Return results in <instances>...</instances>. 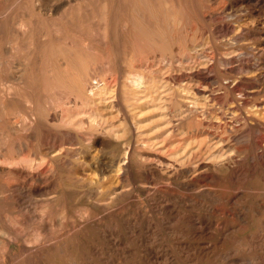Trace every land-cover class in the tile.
Here are the masks:
<instances>
[{
  "label": "bare ground",
  "instance_id": "obj_1",
  "mask_svg": "<svg viewBox=\"0 0 264 264\" xmlns=\"http://www.w3.org/2000/svg\"><path fill=\"white\" fill-rule=\"evenodd\" d=\"M15 4L30 11L0 20V264H264V0ZM217 16L231 35L207 53ZM20 159L38 220L28 195L27 212L6 203L27 194Z\"/></svg>",
  "mask_w": 264,
  "mask_h": 264
},
{
  "label": "rangeland",
  "instance_id": "obj_2",
  "mask_svg": "<svg viewBox=\"0 0 264 264\" xmlns=\"http://www.w3.org/2000/svg\"><path fill=\"white\" fill-rule=\"evenodd\" d=\"M1 1H2V3H1ZM4 1L6 2V0H0V3H1V5L3 4L4 6L6 5L7 7L5 6L6 10H5V8L3 7V5H2V7H0V13H1V14H0V15H1V16H0V20H1V19L3 20L5 17L7 18V23H8V25H9V26H7V32H9V31L11 32L12 29H11V26H10V23H9V22H11V19L13 18V16H16L17 14H20L19 11H20V12H24L25 14H27L26 12L29 13L30 9H29V8H26V9L23 8V9H24V10H23L22 8H21V9L18 8V7H17V4H15V3H16V0H14V2H13V0H7L6 3H5ZM211 1H214V0H211ZM11 2H12L13 5L11 4ZM9 3H10V4H9ZM1 5H0V6H1ZM9 5H10V6H9ZM14 5H15V6H14ZM13 6H14V7H13ZM2 8H3V9H2ZM7 8H8V10H9V8H10L9 12H7V11H8ZM1 10H3V11H1ZM17 10H18V11H17ZM15 12H16V13H15ZM10 14H11V15H10ZM14 14H16V15H14ZM261 14H264V11H262ZM4 15H5V16H4ZM2 16H3V17H2ZM1 17H2V18H1ZM213 18H215V19H212V20L215 22V21H217L220 17L217 16V17H213ZM222 18H223V17H222ZM220 19H221V18H220ZM8 20H9V21H8ZM217 22H218V21H217ZM221 22H222V23L224 22V23L222 24ZM7 23H6V24H7ZM231 23H232V22H231ZM231 23H230V21H228V20H227V21H226V20H222V21L218 22V26H219L222 30H221L220 28H217L216 32L214 31V32H211V33H210V31H208L207 28H206L205 30H203V31H205V34H203V33H204L203 31L200 32V34L202 33L203 35H205V36H203L204 39L202 40V42H201V41H200L201 43L199 42L200 45H201V48L203 47L202 49H204V50L207 49V50H206L207 53H212L211 50H214L215 47L219 48L220 50H223V48H224L223 45H225V43H226V42H225V39H227V38L230 37V35H231V34H230V33H231V32H230V30H231V29H230V26H231L234 22H233L232 24H231ZM221 25H222V26H221ZM223 25H225V26H223ZM222 27H223L224 29H223ZM227 28H228V29H227ZM77 29H78V30H82V29L80 28V26L77 27ZM192 29H193V28H192ZM191 31H192V30H191ZM191 31H190V32H191ZM223 31H224L225 34L223 33ZM208 33L211 34V35H209ZM215 33H216L217 35H216ZM219 33H220V34H219ZM198 34H199V33H198ZM223 34H224V35H223ZM208 35H209L210 37H209ZM200 36H201V35H199V37H198L197 39L201 38ZM215 36L218 37V38H216ZM226 36H227V38H224V37H226ZM221 37H222V39H224V40L220 39ZM187 38H188V40H187ZM189 38H190V36H189V37H186V38H185V37H182L181 41H182V42H190L189 40H191V38H190V39H189ZM206 38H207V39H206ZM210 38H211V39H210ZM215 38H216V39H219V40H217V42H216V39H215ZM209 40H210V41H209ZM213 40H214V41H213ZM204 41H205V42H204ZM206 41H207L208 43H207ZM211 41H213V42H211ZM219 41H220V42H219ZM214 42H215V43H214ZM222 42H223V43H222ZM203 43H204V44H203ZM205 43H207L206 46H205ZM219 43H220V44H219ZM221 43H222L223 45H222ZM200 45L198 44V45L196 46V48H200V47H198V46H200ZM202 45H203V46H202ZM208 45H209V46H208ZM213 45H215V46H213ZM218 45H219V46H218ZM204 46H205L206 48H205ZM212 46H213L214 48H213ZM225 46H226V45H225ZM208 48H210V49L213 48V49L209 50ZM188 51H190V52H188ZM208 51H209V52H208ZM185 52L188 53V54H191V53L193 52V49H192V50H191V49H187V50H185L184 52L179 53V56H180V54H182V55H183V53L185 54ZM263 55H264V54H263ZM221 58H223V57H220V56H219L218 62L220 63V61H221L220 64H222V66H223L222 69H223V70H226V71L229 70V67L224 66V65H225V64H224V60L221 59ZM263 58H264V56L260 57L259 60H260V61H264V60H262ZM222 60H223V61H222ZM224 68H225V69H224ZM226 68H227V69H226ZM226 71H225V72H226ZM230 72H231L230 70L227 71V75H228V73H229V75H230V74H231V75L233 74L232 72H231V73H230ZM258 82H259V81H258ZM263 107H264V106H263ZM263 111H264V110H263ZM33 140H34V141H33ZM32 141H33V142H37V141H38V140H37V136H36V134H35V135L33 134V136H32ZM22 161H23V160L20 159V160H16V161H14V162H11V163L9 162V165H8V166L11 167V168L9 167V168L11 169V171H9V172L15 173L14 175L11 174V176H12V175H13V177H14V176H16V177L18 176L17 179H19V180L21 179L22 181L25 180V179L27 180V186H28V188L26 189L27 194H26V193H23L22 196H21L20 194H18V193L11 194L12 196H11V197H8V199L6 200V203H7L8 205L10 204L9 206H12V205H13V206H12L13 209H14L16 212L21 213V211H22V212H27V210L25 209V208H26V207H25V205H26L25 203H27L28 201H29V203H33V201H34L33 204H36V205H31V206H32V209H33L34 212H35L34 215L36 216V215L38 214L37 212H39V211L41 210V207H42V205H39V204H40V203L43 204L42 201H41V198H42V197H41V196H42L41 193H42L43 191H42L41 189H39V186H40V185L37 186V187H34V186H33L34 188H32V189H34V190H31V186H32V183L30 182V179H31V178H29V176H27V175H29V174H27L29 171L25 168V166L23 167L24 161H23V162H22ZM2 163L5 164L6 161H4V162L2 161ZM12 163H13V164H12ZM15 163H16V165L18 164V165H17L18 167L15 165ZM7 164H8V163H6V165H7ZM10 164H11V165H10ZM13 166H14V169H13ZM17 168H20V169H17ZM23 168H24V169H23ZM22 169H23V170H22ZM14 170H15V171H14ZM20 170H21L22 173L20 172ZM19 172H20V174H19ZM24 172H25V173H24ZM6 174H8V173H6ZM21 174H23V175H21ZM24 174H25V175L27 174V175H26L27 178L24 176ZM19 175H20V176H19ZM21 176H22V177H21ZM23 176H24L25 178H24ZM20 177H21V178H20ZM52 177H53V176H51V177L49 176V178L52 180L51 182L54 184L55 182H53V181L55 180V179H54L55 177H54L53 179H52ZM28 180H29V181H28ZM31 181H32V180H31ZM52 183H51V184H52ZM51 184H50L49 186H46V188H47V189H48V188H51V187L53 186V184H52V186H51ZM37 188H38V189H37ZM28 189H29V191H28ZM38 190H39V191H38ZM31 191H32V193H31ZM34 191H36V192L34 193ZM40 191H42V192H40ZM28 192H29V193H28ZM45 192H46V191H45ZM16 194H17L18 196H16ZM30 194H32V195H30ZM34 194H36V196H37V194H38V195L40 194V195L38 196L37 199H34V198L36 197ZM14 195H15V196H14ZM19 195H20V196H19ZM25 195H26V196H25ZM27 195H28V197H30V198H28ZM29 195H30V196H29ZM33 195H34V197H33ZM13 196L15 197V200H14ZM31 196H32L33 198H32ZM26 197H27V199H26ZM9 198H10V199H9ZM11 198H12V199H11ZM17 198H18V199H17ZM24 198L27 200V202H26V200H25ZM29 199H30V200H29ZM38 199H40V200H38ZM11 200H12V202H11ZM16 200H17V201H16ZM21 200H23V201H21ZM57 200L60 201V202H62L64 199H63V197L61 198V196H59ZM57 200H56V201H57ZM13 201H14V202H13ZM56 201H54L53 203H54V205L56 204V206H57V203H60V202H58V201L56 202ZM15 202H16L18 205H17ZM18 202L22 203V205L19 204ZM24 202H25V203H24ZM13 203H14V204H13ZM23 203H24V204H23ZM37 203H38V204H37ZM20 205H21V206H20ZM37 205H39V206H41V207L38 208L39 206H37ZM15 206H17L19 209H17V207H15ZM23 207H24V208H23ZM55 208H56V207H55ZM57 208H58V207H57ZM1 209L5 210V209L0 205V212L3 213V210H1ZM21 209H22V210H21ZM35 210H36V211H35ZM38 210H39V211H38ZM37 216H38V215H37ZM37 216H36V217H37ZM36 217H35L33 220H38V219H40L39 216H38L37 218H36ZM107 220H108V219H107ZM45 222H46V224H45L46 228H47V227H48V228H51L52 220H51L49 217H48V220L45 221ZM107 222L110 224V227H111V226H113V227H115V226H116V227L119 226V228H120V223H118V222H120V220H118V219H114V218H112V219H109ZM109 224H108V225H109ZM118 224H119V225H118ZM49 226H50V227H49ZM160 227H161V226H160ZM160 227H159V228H160ZM160 231H162V234H166V230H164L163 227L160 228ZM167 238H168V237H167ZM166 242L169 243V242H171V241H170L169 238H168V240H166Z\"/></svg>",
  "mask_w": 264,
  "mask_h": 264
}]
</instances>
